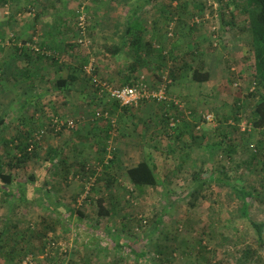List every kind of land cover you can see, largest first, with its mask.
<instances>
[{"label": "rangeland", "instance_id": "374dc122", "mask_svg": "<svg viewBox=\"0 0 264 264\" xmlns=\"http://www.w3.org/2000/svg\"><path fill=\"white\" fill-rule=\"evenodd\" d=\"M101 1L110 2L103 5L94 0L86 7L88 47L79 44L75 32L76 12L84 0L60 1L55 11L63 12L61 20L36 18L38 3L29 0L23 6L8 4L9 14L0 11V16L9 18L11 11L19 8L11 14L15 19L7 37L24 45L20 49L34 60L39 57L43 80L34 76L39 80L35 90L47 91L40 99L27 102L25 98L24 115L8 121L0 135L1 170L14 180L7 186L0 179V187L10 193H0V264H160V260L167 264H264V245L260 246L252 225L264 223V128L253 125L251 131L243 132L238 126L252 124V111L264 93L258 85L251 92L257 78L246 1L216 0L215 10L208 9L207 0H163L169 10L184 11V17L189 18L184 21L186 26L204 31L205 38L199 37V43L189 41L187 33L179 34L184 45L196 42L202 49L206 44L201 57L213 60L222 55V46L229 50L223 51L222 62H201L198 56L186 62L191 58L188 54L183 62L174 58L159 62L161 67L156 71L146 65L145 78L151 88L167 83L168 101H147L132 108L115 107L108 97L95 92L93 96L103 99L99 101L91 94L93 84L86 68L92 66L95 76L108 82L102 77L106 70H101L98 62H112L114 53L95 43L98 31L92 30L96 28L93 14L95 10L128 12L129 2L136 0ZM158 5L159 0L149 1L146 13ZM205 12L209 19H204ZM44 21L67 28L64 30L73 41L71 52L41 45ZM177 24L178 19H173L164 30L171 42L178 36ZM237 29L241 33L237 34ZM22 30L23 35L32 36L29 41L16 35ZM6 39L0 38V48L5 47ZM32 46L40 47L41 52ZM165 55L162 59L168 53ZM231 55L238 59L231 60ZM56 61L73 62L78 71L83 70L80 90L60 92L63 88L58 81L63 73L52 65ZM195 69L208 72L209 82L191 83L189 95L179 96L174 82L180 74L192 76ZM68 73L65 70V75ZM184 84L189 85L183 80L177 86ZM102 110L111 113L113 128L97 117ZM238 111L237 124L234 117ZM207 116H212V121L205 120ZM56 119L71 121L74 128L55 129L52 123ZM231 121L237 130L228 125ZM22 130L28 133L35 155L18 165L15 158L20 153L14 142ZM145 160L156 167L157 185L136 190L126 171ZM105 170L111 186L97 183ZM229 186L253 193L248 199V218L243 216L242 200ZM100 200L108 215L99 213ZM159 217L161 226L156 224ZM135 239L142 241L147 260L141 261L128 248L116 245ZM247 251L250 255L246 259Z\"/></svg>", "mask_w": 264, "mask_h": 264}, {"label": "crops", "instance_id": "0c3cea01", "mask_svg": "<svg viewBox=\"0 0 264 264\" xmlns=\"http://www.w3.org/2000/svg\"><path fill=\"white\" fill-rule=\"evenodd\" d=\"M26 1L28 0H9L8 4L10 5L13 3L16 4V6H20L22 4L24 5ZM60 1L68 3L69 0H29L32 4L38 3V5H36L38 6V17L36 18L58 20H61L60 17L63 16V12L55 11L56 6L60 4ZM149 1L150 0H136L129 2L130 9L128 12H121L120 10H95L93 14V22L95 23L96 28L92 27V30L94 31V29H96V31H98L95 35V43H100L103 50L110 48V50L114 51L113 54L111 53L112 62H98L101 70H106L105 74H102V77H105L110 84L115 86L116 83L117 87L129 85L136 81L138 77H145L147 75L146 68H144L146 65L149 69L154 67L156 71L158 67H161L159 62H169L170 58L183 62L181 59L186 57L188 54L191 58L187 59L186 62H193L195 57L198 59L197 56L200 57L201 62L223 61V51L229 50V48L225 49L226 46H222V49L220 50L222 51V55L218 58H214V60L213 58L206 59L201 57L202 53L204 54L206 51L204 48L206 44L203 45L202 49H199L198 38L200 37V40L205 38V35L202 34L204 31L198 27L197 29H193L186 26L184 21H187L189 18L184 17L183 10H179V8L175 11L169 10L167 7H164L167 2L159 0L157 9L150 10V12L147 11L146 13V6L149 4ZM109 2L110 1L99 0V3L103 5L109 4ZM32 4L29 6H32ZM174 5L176 7L178 2H175ZM158 7L161 9L159 8L158 10ZM8 9V5L0 6L1 14L2 10L5 11V14H7ZM17 10H19V8H17ZM17 10L14 9L11 11V14L14 15V12ZM11 14L9 18L8 16H0L4 17V21L1 23L3 28L0 29V38H7V44L4 45L5 47L0 48V107L3 108V112L0 114V120L4 121L2 132L8 125V121L14 122L18 119V117L24 115L25 109L23 107V102L25 101V98H27V101L29 102L46 96L44 93L47 92L46 90H35V87L39 86L37 84V81L39 82V80H37L34 76L39 75L38 78L43 80V77L39 74V69L41 66H44L43 64L38 63L41 62L39 57L34 60L33 56H30L31 54L29 55L30 57L25 56V51L19 47L20 43L18 42L19 44L17 45V42L15 43L14 39L11 40L7 37L12 34L10 31L13 29H11L10 26L14 23L15 19ZM173 19H178V36L176 40L171 42L164 34V30ZM43 24L45 26L41 27V30H43L42 36L44 37L41 39V45L53 51L60 50L62 52H71L73 47L71 43L73 41L70 42L69 34L66 33L67 28H62L58 22H51L48 24V21H44ZM227 32L228 31L225 29V34ZM16 33L18 38L21 40L29 41L32 37L28 34L23 35V30L20 33L16 31ZM184 33H187L189 41L190 39L191 41L194 39L198 43L191 42L184 45V41L179 39V34ZM236 33H241V29H237ZM136 50H138L139 53H137ZM237 51L238 49H236L235 53ZM184 52L186 53L185 56L183 55ZM166 53H168L167 58L165 57ZM163 55H165L164 59H162ZM140 58H142V61H139ZM228 58L231 60L238 59L237 56L234 57L232 55ZM149 59H152V62L146 63ZM52 65H55L58 73H63L62 78L59 81L63 80L65 83L63 82L64 86L60 92H66L68 90L76 91L77 89H81L84 81L82 75L85 74H82L83 71H78V66L76 67L73 62H53ZM24 66L26 69L22 68ZM80 67H82V65ZM65 70L69 71L68 75H65ZM71 76H76V79L73 82L71 81ZM115 76H117V80ZM183 80H185V82L189 85L185 86L184 84L182 87L177 86L178 84H183ZM27 83L29 84L28 86ZM191 83L197 85L205 84L193 81L192 76H188V73L180 74V78L174 82V84H177L176 88L178 89L179 96L186 97L189 95L190 89L188 88ZM24 85H26V87H24ZM59 88L62 87L59 86ZM181 92L182 94H180ZM0 193H4L6 196L8 194L7 191H3L2 187H0ZM5 201H8L7 198H5Z\"/></svg>", "mask_w": 264, "mask_h": 264}, {"label": "trees", "instance_id": "16d2710c", "mask_svg": "<svg viewBox=\"0 0 264 264\" xmlns=\"http://www.w3.org/2000/svg\"><path fill=\"white\" fill-rule=\"evenodd\" d=\"M245 1H246V12L248 15V18H247V22H248L247 24L249 25L248 31L251 36V41H252L251 46L253 48V52L255 56V77L257 78L256 82H257L258 88H262V90L264 91V0H245ZM8 2L9 0H0V6L8 5ZM23 51L26 52V50H23ZM136 52L139 53L138 50H136ZM25 54H26L25 56L30 55L29 52H26ZM139 61H142V58H140ZM186 68H188L187 64L185 65V69ZM70 78H72L71 81L73 82L76 79V76H71ZM88 78L89 80L91 79L90 80L91 84H93V86L91 85L92 89L94 90L91 93L92 97L99 100L100 99L99 96L97 95L93 96L95 92H98V89L95 87L94 83H92L93 77L88 76ZM209 78H210V75L208 72L203 73L198 69L193 70V74H192L193 81L197 83H207L209 81ZM63 82H64L63 80L58 82L59 86L62 88L65 83ZM132 84L133 83L129 85H132ZM252 94L253 93H251V95ZM100 100H103V99H100ZM113 103L115 107L120 105L118 102H113ZM124 109L126 110V108ZM99 113H100V116H98ZM99 113L97 114V117L107 122L111 126V128H113V123H112L113 118L110 115L111 113H108V111H104V110H102ZM105 113H108V117L105 116ZM238 115H239V111L236 113L234 117V120L237 121V124L240 122V120H238L239 119ZM56 120L58 122H61L60 119H56ZM250 120L252 124L255 125L256 128H264V93H261L260 100L257 102L255 108L253 109ZM237 124L235 123L234 126H232L231 124H228V125L232 127V129L237 130L235 129ZM52 125H54V122L52 123ZM3 126H4V121L0 120V135L2 133ZM63 128L65 129L66 126ZM31 142L32 141L29 139L28 133L25 130H22L20 132V136L18 137V140L14 142V143H17L16 147L18 148V151L20 153L19 157L15 158L17 160L18 165H23L27 163L35 155V153L32 151L33 145L31 144ZM115 160H117V158H115ZM111 165H112V162H111ZM84 167L85 166H83V168ZM106 169H110V168L107 167ZM0 171H1L0 179L4 182V184L7 186L12 185V183L14 182L13 177L11 176V174L2 173L3 171L1 170V163H0ZM155 172H156L155 165L152 164L150 161L145 160L139 163L136 167L127 169L126 176L129 182L133 185L134 189L139 190L141 188L155 187L157 185V176L155 175ZM197 177L200 179L201 175H198ZM218 181L220 183L222 182L221 180H218ZM111 182L112 180L109 175V172H107L106 170L97 179L98 184L105 183L107 186H111ZM229 187L231 189H234V191L237 192L240 200H242L243 202L242 213L244 217L248 218L249 217L248 199L252 198L253 193L246 190L244 187H240V186H235V187L229 186ZM9 194L10 193H8L7 195L10 196ZM99 205H100L99 213L101 215H108L109 211H107V209L104 207L102 200L99 201ZM162 222H163L162 217H159L157 219L156 224L161 226ZM252 225L255 229V232L257 233L260 246H263L264 245V223L262 224L252 223ZM127 228L128 227H125L124 231H126ZM154 232H156V230H154ZM141 244H142L141 240L135 239V241L128 243V244L117 243L116 245L117 247L128 248L131 251V253H133L135 256H137V258H139V260L145 261L148 259V256H147V252L141 246ZM166 248L167 247H165V249ZM160 253L164 254V250L161 249ZM249 255H250V251H247L245 254L246 259H247V256ZM159 263L167 264V262L164 260H160Z\"/></svg>", "mask_w": 264, "mask_h": 264}, {"label": "built area", "instance_id": "2783aa9c", "mask_svg": "<svg viewBox=\"0 0 264 264\" xmlns=\"http://www.w3.org/2000/svg\"><path fill=\"white\" fill-rule=\"evenodd\" d=\"M90 1L94 0H84L81 2L77 12H76V36L78 37V42L83 47H88L91 43L88 37L89 31V17L86 12V7ZM209 7H214L213 9L217 10L218 4L216 0H207ZM207 9V8H206ZM204 19H209V13H204ZM200 20L196 18V23H199ZM173 33V28H169ZM36 41V38H33ZM10 43V42H8ZM7 44V42H6ZM31 44H27L29 47ZM19 47H24V45L19 44ZM35 52H41V48L37 46L31 47ZM44 53L42 52V55ZM86 73L89 77H93L92 83H94L95 87L98 89V94L100 97H108L109 100L113 102H118L122 107H137L140 104L147 101H155V102H166L168 101L167 94V83L163 82L160 84L158 89L151 88V85L148 83L147 79L144 76L139 77L138 80L134 81L132 85H127L124 87H115L109 82H104L95 76L94 68L92 66L86 68ZM257 82L254 81L253 87L251 88V92L256 90ZM100 116V113L98 114ZM105 116L108 117V113H105ZM205 120L212 121V116L205 117ZM113 126L115 125V120L112 119ZM230 124H233L232 121ZM74 128L73 122H58L54 121L53 127L55 129H62L63 127ZM241 131H251L254 127L253 124H247V122L238 125ZM254 148V146H252Z\"/></svg>", "mask_w": 264, "mask_h": 264}]
</instances>
